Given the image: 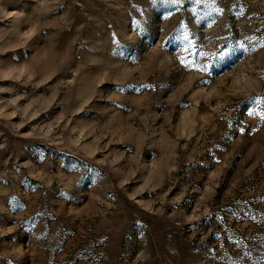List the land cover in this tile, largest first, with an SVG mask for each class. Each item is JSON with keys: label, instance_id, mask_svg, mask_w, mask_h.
<instances>
[{"label": "rangeland", "instance_id": "obj_1", "mask_svg": "<svg viewBox=\"0 0 264 264\" xmlns=\"http://www.w3.org/2000/svg\"><path fill=\"white\" fill-rule=\"evenodd\" d=\"M0 264H264V0H0Z\"/></svg>", "mask_w": 264, "mask_h": 264}]
</instances>
